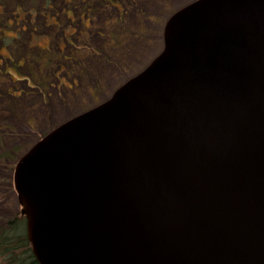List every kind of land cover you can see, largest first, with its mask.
<instances>
[{
  "label": "water",
  "instance_id": "1",
  "mask_svg": "<svg viewBox=\"0 0 264 264\" xmlns=\"http://www.w3.org/2000/svg\"><path fill=\"white\" fill-rule=\"evenodd\" d=\"M162 38L18 158L38 264H264V0H193Z\"/></svg>",
  "mask_w": 264,
  "mask_h": 264
},
{
  "label": "rangeland",
  "instance_id": "2",
  "mask_svg": "<svg viewBox=\"0 0 264 264\" xmlns=\"http://www.w3.org/2000/svg\"><path fill=\"white\" fill-rule=\"evenodd\" d=\"M192 1L0 0V143L10 154L0 159V225L20 212L9 151L109 98Z\"/></svg>",
  "mask_w": 264,
  "mask_h": 264
},
{
  "label": "trees",
  "instance_id": "3",
  "mask_svg": "<svg viewBox=\"0 0 264 264\" xmlns=\"http://www.w3.org/2000/svg\"><path fill=\"white\" fill-rule=\"evenodd\" d=\"M0 140L2 141V139ZM1 147L2 145L0 146V159L8 157L10 154ZM25 150L15 148L9 151L14 153L11 169ZM11 182L13 184L12 179ZM0 264H38L30 250L25 233V219L21 216L19 210L11 219L0 225Z\"/></svg>",
  "mask_w": 264,
  "mask_h": 264
}]
</instances>
